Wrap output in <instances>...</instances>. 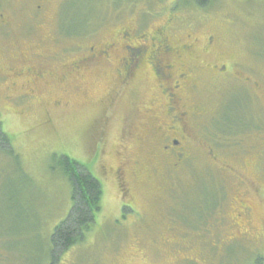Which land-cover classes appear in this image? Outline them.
I'll list each match as a JSON object with an SVG mask.
<instances>
[{
    "label": "rangeland",
    "instance_id": "1",
    "mask_svg": "<svg viewBox=\"0 0 264 264\" xmlns=\"http://www.w3.org/2000/svg\"><path fill=\"white\" fill-rule=\"evenodd\" d=\"M38 1L0 0V15L7 12L13 28L8 37L0 23V66L17 58L15 40L25 51L28 46L74 51L77 45L113 41L124 29L147 33L172 18L175 42L200 45L214 34L222 56L252 68L261 89L260 100L247 97L249 108L254 113L264 110V0H213L206 9L177 7V0H90L91 13L83 17L79 8L88 0H46L52 19L41 31L31 19ZM64 18L72 35L62 42L44 41ZM94 71L64 83L51 81L24 105V112L5 121L7 131L18 137L13 140L18 156L0 151V264H264V190L248 196L255 203L248 228L253 240L232 241L229 235L237 230L228 217L241 188L206 157L189 160L178 170L157 162L159 170L152 167L149 173L129 176L135 208L126 205L113 172L117 151L132 126L145 135L143 116L154 99L155 83L151 75H139L132 90L113 106V69ZM221 88L212 84L204 92L214 113L223 106ZM2 94L0 85V106L6 104ZM58 101L62 105L54 107ZM110 115L101 141L100 123ZM216 130L223 131V126L216 125ZM238 152L234 156L223 150L221 161L243 168L252 178L264 174V139L249 135ZM127 156L152 159L136 141L129 142ZM66 157L86 166L101 182L104 196L90 232L53 263V235L73 209ZM180 242L184 251L176 249ZM185 256L194 261L185 263Z\"/></svg>",
    "mask_w": 264,
    "mask_h": 264
},
{
    "label": "flooded vegetation",
    "instance_id": "2",
    "mask_svg": "<svg viewBox=\"0 0 264 264\" xmlns=\"http://www.w3.org/2000/svg\"><path fill=\"white\" fill-rule=\"evenodd\" d=\"M47 7L46 0H39L31 15L40 31L52 19ZM64 20L58 29L47 33L44 41L62 42L65 35H72L67 29L71 25L66 18ZM0 23L4 35L11 36L13 28L7 12L1 13ZM172 24L171 18L147 33L135 28L124 29L113 41L89 47L77 45L74 51L63 48L59 53L36 50L33 46H28L25 51L21 49L20 40H15L12 48L18 52L17 58L7 67L0 66L2 98L6 103L0 106V151L9 150L18 156L13 146V140L18 137L7 131L5 121L12 113L24 112V105L37 97L51 81L64 83L96 72L94 70L113 69L116 80L115 88L111 90L110 105L114 106L127 91L132 90L139 75H151L155 96L144 111L143 118L147 120L143 124L145 135L137 133L132 126L117 151L118 163L113 172L122 200L135 208L129 176L149 173L152 167L159 170L157 162L178 170L189 160L206 157L218 171L237 181L241 188L240 194L231 201L233 215L228 219L232 228L237 230L229 235L233 237L231 240H253V232L248 228L252 225L255 203L248 196L252 193L259 195L264 190V174L252 178L243 168L221 161L220 156L223 150L234 156L239 154L243 139L249 135L264 139V110L254 113L247 100L252 95L260 100V83L253 79L252 68L221 55L214 34L207 36L205 43L200 45L197 41L177 43L170 32ZM206 57L210 60H205ZM212 84L221 86L224 92L222 109L215 113L207 107L204 97L207 87ZM61 105L58 101L54 107ZM111 117L100 123L101 141L106 136ZM216 125L223 126V131L216 130ZM133 141L144 148L153 160L129 158V142ZM9 143L8 148L6 145ZM104 166V173L107 174ZM176 245V249L184 251L182 242ZM185 257V263L194 261Z\"/></svg>",
    "mask_w": 264,
    "mask_h": 264
},
{
    "label": "trees",
    "instance_id": "3",
    "mask_svg": "<svg viewBox=\"0 0 264 264\" xmlns=\"http://www.w3.org/2000/svg\"><path fill=\"white\" fill-rule=\"evenodd\" d=\"M213 0H177V7L196 6L208 8ZM91 1L80 6V16H89ZM65 172L69 175L73 187V209L69 217L57 227L53 235V263L58 255L80 243L86 233L90 232L96 223L97 214L102 210L103 187L93 174L84 165L72 161L69 157L63 158ZM126 212V209L124 210Z\"/></svg>",
    "mask_w": 264,
    "mask_h": 264
}]
</instances>
